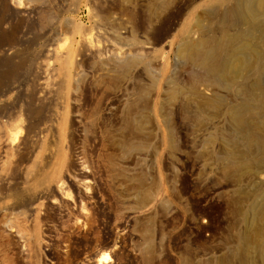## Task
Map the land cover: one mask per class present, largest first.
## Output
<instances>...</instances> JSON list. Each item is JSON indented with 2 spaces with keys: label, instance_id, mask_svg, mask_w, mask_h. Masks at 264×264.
<instances>
[{
  "label": "rangeland",
  "instance_id": "374dc122",
  "mask_svg": "<svg viewBox=\"0 0 264 264\" xmlns=\"http://www.w3.org/2000/svg\"><path fill=\"white\" fill-rule=\"evenodd\" d=\"M238 3L0 0V264H264V29L191 57Z\"/></svg>",
  "mask_w": 264,
  "mask_h": 264
},
{
  "label": "bare ground",
  "instance_id": "6f19581e",
  "mask_svg": "<svg viewBox=\"0 0 264 264\" xmlns=\"http://www.w3.org/2000/svg\"><path fill=\"white\" fill-rule=\"evenodd\" d=\"M229 12V11H228ZM228 15V14H227ZM229 16L234 17L235 19H240V20H244L247 21L248 24L250 25L251 28V32H249L248 34H245L243 32H239L237 35H235L233 38H231L230 43L232 44L231 49L228 51V55L227 58L225 57V60H221L220 59V52H221V45L219 44H215L214 46L211 45L209 47H207L206 49H202L203 45H199V48H196L195 52L193 54H191V52L189 54L193 55L191 57H193L195 59V61H197V64H200L206 71H204V73L208 74L210 73L211 76L215 75L219 78V80H223L225 77V67L228 66H232L239 58H240V54H246L248 53L250 50L252 51V41L250 40V38H248V36L251 35V33H253V31H256L260 28L264 29V0H239V3L237 6L233 7L231 9V11L229 12ZM230 18V17H228ZM233 19V18H232ZM253 38V37H252ZM263 38V37H262ZM227 41V38L226 40ZM234 41H239V43H237L236 45H234ZM228 42V41H227ZM184 44V43H183ZM182 44V45H183ZM205 44V43H204ZM222 44V43H221ZM185 45V44H184ZM187 45H191V44H187ZM229 45V44H228ZM196 46V45H195ZM182 47V46H181ZM187 47V48H186ZM224 47V45H223ZM189 46H185V48H182V52L183 50L185 51L186 49L189 50ZM195 49V48H194ZM256 49V48H255ZM180 51V49H179ZM186 52V51H185ZM254 52V51H253ZM188 54V52H187ZM226 54V53H225ZM186 55V54H185ZM223 55V54H222ZM188 58H190L188 55L186 56ZM223 58V57H221ZM193 59V60H194ZM224 59V58H223ZM247 59V58H246ZM250 59V58H249ZM192 60V59H191ZM194 61V62H195ZM246 62V61H244ZM247 63V62H246ZM235 65V64H234ZM200 66V67H201ZM238 66V65H237ZM260 66V65H259ZM199 67V66H198ZM234 68V67H232ZM238 68V67H237ZM240 69V68H238ZM260 70V69H259ZM213 77V76H212ZM217 79V78H216ZM218 80V81H219ZM222 83V82H221ZM224 83V82H223ZM262 96V95H261ZM262 98V97H261ZM260 98V99H261ZM245 101V100H244ZM246 102V101H245ZM244 102V103H245ZM251 102V101H250ZM241 109V108H240ZM252 109V106L249 104V102H247V104H243L242 103V110L243 111H250ZM238 112V111H237ZM237 114V113H235ZM243 115V114H242ZM233 116V115H232ZM236 117V121L240 122L242 117L241 114L238 113V115H235ZM244 117V116H243ZM234 120V119H233ZM235 121V120H234ZM236 123V122H235ZM237 125V124H236ZM241 125V124H240ZM242 126V125H241ZM43 171V170H42ZM40 171V172H42ZM44 173V172H43ZM43 177V175H42ZM41 177V178H42ZM44 179V178H43ZM20 222V221H19ZM14 224V223H12ZM10 224V225H12ZM16 224V223H15ZM14 224V225H15ZM18 224V221H17ZM16 224V225H17ZM12 227V226H11ZM10 227V228H11ZM20 227V226H19ZM17 227H15L16 231H19L16 229ZM13 230V231H15ZM11 232V230H9ZM21 231V230H20ZM18 233H21V232ZM14 233V232H13ZM17 233V232H16ZM14 233V234H16ZM17 233V234H18ZM20 235V234H19ZM18 235V236H19ZM23 238V235L20 236ZM21 240V239H20ZM23 240V239H22ZM24 243V241H22ZM19 241V240H18ZM26 246V245H24ZM26 248V247H25ZM24 248V249H25Z\"/></svg>",
  "mask_w": 264,
  "mask_h": 264
}]
</instances>
